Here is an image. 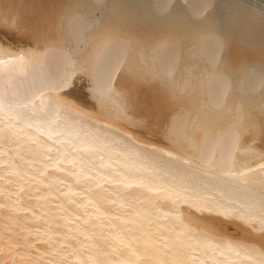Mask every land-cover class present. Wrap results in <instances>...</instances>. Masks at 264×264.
<instances>
[{"label":"bare ground","instance_id":"6f19581e","mask_svg":"<svg viewBox=\"0 0 264 264\" xmlns=\"http://www.w3.org/2000/svg\"><path fill=\"white\" fill-rule=\"evenodd\" d=\"M0 264H264V0H0Z\"/></svg>","mask_w":264,"mask_h":264},{"label":"rangeland","instance_id":"374dc122","mask_svg":"<svg viewBox=\"0 0 264 264\" xmlns=\"http://www.w3.org/2000/svg\"><path fill=\"white\" fill-rule=\"evenodd\" d=\"M9 30V29H8ZM10 32V31H9ZM85 84L86 82L85 81H82V80H79L77 81V84L75 85L76 87L80 88V89H83L85 91H87L86 87H85Z\"/></svg>","mask_w":264,"mask_h":264}]
</instances>
